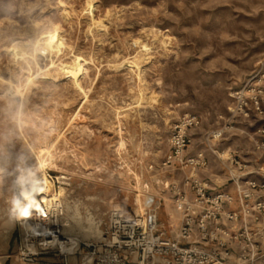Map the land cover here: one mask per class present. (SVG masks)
<instances>
[{
    "label": "rangeland",
    "instance_id": "1",
    "mask_svg": "<svg viewBox=\"0 0 264 264\" xmlns=\"http://www.w3.org/2000/svg\"><path fill=\"white\" fill-rule=\"evenodd\" d=\"M49 31H58L50 42L63 46L60 54L35 55ZM17 43L30 56L14 63L7 47ZM262 76L264 0H0V264H23L27 253L19 225L5 231L16 175L23 186H43L40 147L54 145L47 172L56 190L67 188L82 235L98 241L112 209L134 212L146 185L156 193L161 181L182 178L160 166L184 115L201 117L189 153H205V179L222 182L231 151L254 161L264 117L231 108L235 93ZM16 86L23 95L12 94ZM219 131L222 138L205 141ZM39 257L62 264L57 250Z\"/></svg>",
    "mask_w": 264,
    "mask_h": 264
},
{
    "label": "built area",
    "instance_id": "2",
    "mask_svg": "<svg viewBox=\"0 0 264 264\" xmlns=\"http://www.w3.org/2000/svg\"><path fill=\"white\" fill-rule=\"evenodd\" d=\"M263 77L235 93L231 112L264 117ZM200 124V116L186 114L169 136L170 151L160 169H177L183 176L161 182L173 204L167 222L161 219L165 199L146 185L136 211L114 208L108 213L98 241L58 251L62 264H72V259L76 264H264V124L254 140L257 157L248 163L239 151H231L221 183L202 177L209 166L203 151L189 153V131ZM223 133L208 132L205 141L219 140ZM41 245V253L23 255V264H43L39 254L55 250Z\"/></svg>",
    "mask_w": 264,
    "mask_h": 264
},
{
    "label": "bare ground",
    "instance_id": "3",
    "mask_svg": "<svg viewBox=\"0 0 264 264\" xmlns=\"http://www.w3.org/2000/svg\"><path fill=\"white\" fill-rule=\"evenodd\" d=\"M94 24L95 23H92L91 25L93 26ZM57 32L58 31H49L37 40L33 47V53H35V55L37 52H42L45 55L59 53L63 46L57 42H50L51 38L58 34ZM96 34H98V32ZM165 38L161 40L162 44L166 42ZM152 39H154V37ZM158 44L159 43H157V45ZM156 47L155 49H157ZM7 50L11 53L14 63L24 61L30 56L22 44L20 45L17 43L10 45L7 47ZM145 58L146 54H139L134 60V63L139 65L145 61ZM31 82L32 79L30 78L27 87L30 86ZM12 92V94H19V96L23 95L22 90L17 86L13 87ZM53 146L54 145L50 147L42 146L37 152V154H39V168L43 172V186L41 188H35L32 185L23 186L22 183L24 182V179L22 176L16 175L15 177L16 190L19 189L20 191L15 192L13 198L15 213L8 218V228L5 232H9L14 224H18L21 229V245L28 253H35L38 246L41 244L64 253L68 252V250L79 248L82 243H91V240L85 239L86 236L84 237V234L82 235V232H84L85 229L80 225L81 222H79L80 217H78V213L68 207L64 202V195L67 188L60 186L59 189L56 190L54 183L47 172L49 168L47 160L49 159V161L52 162L54 158L53 153L50 150ZM59 179L62 180L60 181L61 184H66L64 180H68L65 176H62ZM24 211H27L28 213L26 216L23 215ZM44 242H46V244H44Z\"/></svg>",
    "mask_w": 264,
    "mask_h": 264
},
{
    "label": "crops",
    "instance_id": "4",
    "mask_svg": "<svg viewBox=\"0 0 264 264\" xmlns=\"http://www.w3.org/2000/svg\"><path fill=\"white\" fill-rule=\"evenodd\" d=\"M167 181H169V180H167ZM161 182H162V181H161ZM164 182H166V181H164ZM148 191H149L150 193L154 194V195L157 196V197H163V198L165 199L164 207H163L162 210H164V211L167 213V215L170 214L169 211H172V212H173V204H172V202H171V195H170L169 192L162 190V191H160V192H156V193H154V192H152V191L150 190V188H148ZM164 194H165V195H164ZM171 215H172V214H171Z\"/></svg>",
    "mask_w": 264,
    "mask_h": 264
},
{
    "label": "snow or ice",
    "instance_id": "5",
    "mask_svg": "<svg viewBox=\"0 0 264 264\" xmlns=\"http://www.w3.org/2000/svg\"><path fill=\"white\" fill-rule=\"evenodd\" d=\"M27 214H28V213H27V211H24V212H23V215H25V216H26Z\"/></svg>",
    "mask_w": 264,
    "mask_h": 264
}]
</instances>
